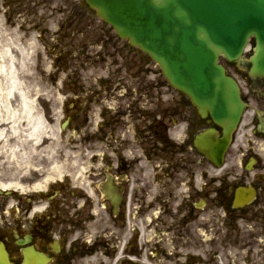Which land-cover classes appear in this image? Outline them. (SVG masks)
Listing matches in <instances>:
<instances>
[{
  "label": "flooded vegetation",
  "instance_id": "obj_1",
  "mask_svg": "<svg viewBox=\"0 0 264 264\" xmlns=\"http://www.w3.org/2000/svg\"><path fill=\"white\" fill-rule=\"evenodd\" d=\"M82 34L80 68L111 69L69 115L86 168L0 223V264H264V78L249 61L227 65L246 112L219 167L195 144L222 136L210 116L185 96L165 101L141 54L110 39L90 52ZM240 197L253 199L235 208Z\"/></svg>",
  "mask_w": 264,
  "mask_h": 264
},
{
  "label": "water",
  "instance_id": "obj_2",
  "mask_svg": "<svg viewBox=\"0 0 264 264\" xmlns=\"http://www.w3.org/2000/svg\"><path fill=\"white\" fill-rule=\"evenodd\" d=\"M87 1L122 38L149 53L174 87L217 110L216 118L239 120L238 91L219 56L237 60L255 37L253 73H264V0Z\"/></svg>",
  "mask_w": 264,
  "mask_h": 264
},
{
  "label": "bare ground",
  "instance_id": "obj_3",
  "mask_svg": "<svg viewBox=\"0 0 264 264\" xmlns=\"http://www.w3.org/2000/svg\"><path fill=\"white\" fill-rule=\"evenodd\" d=\"M19 43L17 38L7 39V34H0V164L9 166L6 174L15 172L8 184L0 185L4 190L16 187L23 166L32 162L36 164L34 169L38 168L36 161L40 164L46 161L50 167L39 187L60 176L63 170L58 162L63 149L60 135L51 129L33 97L36 90L24 83L33 70L30 64L35 57L33 43L28 46Z\"/></svg>",
  "mask_w": 264,
  "mask_h": 264
},
{
  "label": "rangeland",
  "instance_id": "obj_4",
  "mask_svg": "<svg viewBox=\"0 0 264 264\" xmlns=\"http://www.w3.org/2000/svg\"><path fill=\"white\" fill-rule=\"evenodd\" d=\"M47 1L52 4L51 12H47L44 10V8L42 7L43 5H41V0H0V32H6V34L13 37V39L17 38L20 42L19 44H21L22 46H28L31 42H33L35 57L30 62L33 70L30 77L24 79V83L26 84L27 88L31 85V88H34L36 90L33 97L36 98V102L40 103L42 110L45 109V107L49 104V102L46 103V100L48 99L45 98H51L52 103L57 106L56 108L60 109L58 103L60 101L59 92L52 86L55 85V80L59 78L60 73H58L57 75V71L53 69L52 65L54 63V57L60 54L61 51V48H58L55 45L57 37L60 36L56 35V32L58 31L57 27L61 26V24L59 23L64 18L63 12H65V5L64 3H62V1L42 0V2ZM29 2H33L31 6H34L32 7L33 10L36 9L35 14L32 13V9L28 4ZM32 14H37L39 16L36 22L40 21L41 23H44L41 26L42 28L44 27V25L49 23V25L45 27L51 32L49 33L48 31V34L44 35L43 38L39 37V32L42 31L41 27H39L36 31L31 30V27L35 26V24H30L32 22ZM6 19H9L8 25L5 24ZM48 44L50 45L51 52L49 49L46 50V48H48ZM29 51L32 53V50ZM62 77L63 76H61V78ZM53 96H55V98H52ZM48 119L49 122H51V129L59 132V113L55 115L54 120H52V118L50 119L49 115ZM36 162L38 168L48 165L46 161L41 164L39 163V161ZM2 164L3 163L0 164V171L1 173H3V175H0V185L8 184L11 181L9 177L13 176L15 173L13 172L11 174H6L9 166L7 164L5 166H1ZM34 165L36 166V164L32 162L30 166H23V169L20 171V175L17 177V179L24 180L23 176H27V174L35 168ZM27 177H29V175Z\"/></svg>",
  "mask_w": 264,
  "mask_h": 264
}]
</instances>
